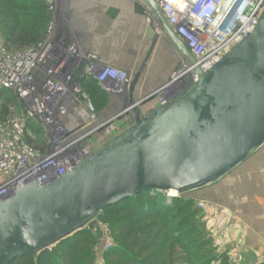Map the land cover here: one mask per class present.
<instances>
[{
  "label": "water",
  "instance_id": "1",
  "mask_svg": "<svg viewBox=\"0 0 264 264\" xmlns=\"http://www.w3.org/2000/svg\"><path fill=\"white\" fill-rule=\"evenodd\" d=\"M45 1L53 13L48 24L53 63L49 69L63 65L53 80L70 77L81 84L88 66L93 75L109 67L81 64L76 47L66 42L63 26L58 25L60 0ZM139 1L156 17L181 61L160 88L138 99L144 69L139 67L132 75L125 71L127 82L106 94L103 123L96 113V121L85 126L76 116L74 94L55 100L51 112L61 137L73 139L104 127L86 142L91 151L77 156L67 171L41 182L31 180L0 198V264L45 253L88 229L107 208L141 194L167 195L170 201V192L181 195L211 187L264 148V8L247 37L202 71L158 0ZM58 47L72 53L57 55ZM184 74H194L195 79L175 81ZM84 78L92 79L88 73ZM156 94L163 103L148 115L141 114L140 107ZM127 116L131 119L127 128L112 135L110 124ZM41 131L55 133L40 125Z\"/></svg>",
  "mask_w": 264,
  "mask_h": 264
},
{
  "label": "built area",
  "instance_id": "2",
  "mask_svg": "<svg viewBox=\"0 0 264 264\" xmlns=\"http://www.w3.org/2000/svg\"><path fill=\"white\" fill-rule=\"evenodd\" d=\"M51 1L48 0V3ZM158 4L167 22L175 34L185 42L196 59V65L202 71L208 70L247 37L256 26L264 8V0H158ZM50 49L47 41L40 42L26 54L33 57L35 75L30 72L31 76L24 78L22 74L26 76L27 72L17 70L19 73H13L17 76L16 79H4L5 85L0 84L2 91L9 92L15 101L8 103L13 107L9 110L5 109V104L0 103V108L3 107L4 110L0 115V198L10 195L31 180L41 182L46 177L67 171L77 156L91 151L86 142L91 136L99 134L104 127L99 125L73 139L61 137L58 132L60 128L54 127L52 105L55 100L69 93L75 95L76 116L85 126L96 121V107L83 86L72 83L70 77L62 81L53 80V76L60 74L63 65H56L52 71L49 69L52 68ZM44 53L48 57L45 58L47 62L43 61ZM45 64L47 66L44 68ZM87 68L89 71L81 75L82 78L86 77L87 73L90 74L91 80L106 94L117 91L128 79L127 73L120 69L104 67L93 75V67ZM12 69L15 68L8 67L4 71L10 74ZM3 76L0 70V80ZM179 77L190 83L195 79L194 74H184L179 75L175 81H178ZM40 89L43 90L42 94ZM160 101L158 105L163 103V100ZM40 125L53 128L55 133L40 132ZM36 137H39L40 142L29 144V141ZM51 140L54 143L50 144ZM109 247V244H106L103 250Z\"/></svg>",
  "mask_w": 264,
  "mask_h": 264
},
{
  "label": "crops",
  "instance_id": "3",
  "mask_svg": "<svg viewBox=\"0 0 264 264\" xmlns=\"http://www.w3.org/2000/svg\"><path fill=\"white\" fill-rule=\"evenodd\" d=\"M58 3L57 10L60 15L58 25L63 26L66 42L76 47L81 64L87 65L91 62L105 64L126 71L130 75L139 67L144 69L140 78V87L135 94L137 99L160 88L181 61L180 54L175 51L161 31L156 17L139 0H60ZM48 12L51 19L53 13L49 10ZM48 35L49 31H46L45 37ZM57 50L60 54H64V51L70 53V49L58 47ZM100 90L99 97L96 98L99 101L95 107L97 120L103 123L106 120L102 115L108 110V100L106 93L101 88ZM154 96L156 100H148L140 107L141 114L148 115L158 105V95ZM109 110L113 112L112 108ZM130 122L128 116L120 118L111 123L108 130L112 135L119 134ZM262 177L264 178V148L225 178L231 182L225 187L227 189L230 187L226 189V194L232 192L234 184L240 183L236 191L242 190L248 199V204L240 206L238 202L236 204L233 201L234 197L232 198L230 194L228 207L233 212L231 216L233 221H238L243 215L249 218L251 223L248 232L244 233L252 237L247 241L249 247H259L258 258L264 256V179L262 181ZM223 199L225 200V197ZM245 208H248V212H244Z\"/></svg>",
  "mask_w": 264,
  "mask_h": 264
},
{
  "label": "trees",
  "instance_id": "4",
  "mask_svg": "<svg viewBox=\"0 0 264 264\" xmlns=\"http://www.w3.org/2000/svg\"><path fill=\"white\" fill-rule=\"evenodd\" d=\"M28 15L31 17L29 29L23 27L22 35L18 38L14 33L20 28L21 17ZM49 21L45 0H0V22L12 36L10 42L13 47H9V50L33 47L40 43L45 38ZM81 85L96 106L100 87L89 78H83ZM1 98L7 103L13 101L7 91H0ZM0 112L2 115L3 107ZM39 142V137H36L29 144ZM175 202H179V199L167 201L163 195L141 194L136 199L107 208L98 218L107 220L114 238L107 250L100 249V263H96V250L101 245L99 235L88 228L45 253L25 257L12 264H171L178 259L170 257L171 251L166 250V247L169 242L177 241L173 233L179 230H176L178 223L173 224L171 216H165Z\"/></svg>",
  "mask_w": 264,
  "mask_h": 264
},
{
  "label": "rangeland",
  "instance_id": "5",
  "mask_svg": "<svg viewBox=\"0 0 264 264\" xmlns=\"http://www.w3.org/2000/svg\"><path fill=\"white\" fill-rule=\"evenodd\" d=\"M20 22V28L14 33L18 38L22 35L21 30L23 27V29H29L31 17L29 15L21 17ZM10 37H12L10 32L0 22V39L6 50H9V47H13L11 46L12 42L10 41H12V38ZM155 98L154 96L149 100H154ZM0 103L5 104L6 109L12 107L2 98ZM263 179L262 177V181ZM227 180L224 179V181L194 193L174 195L176 196L175 198L179 199V202L173 203V206H170V210L165 216V218L171 216L172 219L170 221L173 224L178 223L176 230H179L177 233L175 231L173 233L178 242H169L166 247V250L171 251L169 256L178 259V261L171 264H264V256H259L258 258L257 249L259 247L253 246L255 249L249 247L247 241L252 237L244 233L245 231L248 232L247 229L251 223L249 218L243 215L238 221H233L231 217L233 212L228 207V196L230 194L232 198L234 197V200H232L236 204L238 202L240 206L248 204V199L242 190L236 191L240 183L234 184L232 192L226 194L230 187L228 189L225 187L231 183ZM226 181L227 183H224ZM244 191H246V188ZM174 196H171V199ZM223 197H225V200ZM248 208H245L244 212H248ZM240 209L242 211L243 207ZM89 229L99 235V244L101 245L96 250V263H100V249L104 248L106 244L111 246L114 237H112L107 220L103 218H96ZM183 248L187 252L182 250Z\"/></svg>",
  "mask_w": 264,
  "mask_h": 264
},
{
  "label": "bare ground",
  "instance_id": "6",
  "mask_svg": "<svg viewBox=\"0 0 264 264\" xmlns=\"http://www.w3.org/2000/svg\"><path fill=\"white\" fill-rule=\"evenodd\" d=\"M47 4V3H46ZM47 7H48V4H47ZM47 31H49V33H50V31H51V28H50V25L48 26V28H47ZM49 37H51V36H47V37H45L43 40H41V42H46L47 41V39L49 38ZM29 50H31V47H25V48H18V49H10V50H6V48L4 47V45H3V42H1V39H0V70L3 72V74H4V76H3V78L0 80V84L2 85V86H4L5 85V83H6V81L4 80V79H9V80H11V79H16L17 78V76H15V75H13V73H15V72H17V70L20 72V70L22 71V72H24V73H26L27 72V74H26V76H24L23 74H22V76L24 77V78H26L27 76H31V74H30V72H32V73H34V75H35V72H34V68H33V57H31V56H26V54L29 52ZM70 53H72V51L70 52ZM46 54H48V52L46 53ZM55 54V53H54ZM57 55L58 54H60V53H56ZM55 54V55H56ZM43 61L44 62H47L48 60H45V58H48L47 56H45V53L43 54ZM53 63L52 62H50V65H52ZM44 66V68L47 66L46 64L45 65H43ZM8 67H10V69H11V67H13V68H15V69H12L10 72V74L9 73H7V72H5L4 70H5V68H8ZM19 72H17V73H19ZM29 84V83H28ZM29 85H31V84H29ZM0 91H2V89L0 88ZM1 100V99H0ZM18 100V99H17ZM160 100H162L161 98H159V101L158 102H161ZM14 106H15V104H14ZM16 107V106H15ZM7 108V107H6ZM5 108V109H6ZM13 107H8V110L9 109H12ZM23 110V109H22ZM1 114V113H0ZM8 114L6 113V116H7ZM168 194H170L169 196H170V198H171V196H174V195H176V193H174V192H170V193H168ZM176 196H174V198H175ZM173 198V197H172Z\"/></svg>",
  "mask_w": 264,
  "mask_h": 264
}]
</instances>
